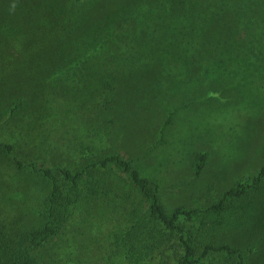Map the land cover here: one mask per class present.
Masks as SVG:
<instances>
[{
  "label": "rangeland",
  "instance_id": "1",
  "mask_svg": "<svg viewBox=\"0 0 264 264\" xmlns=\"http://www.w3.org/2000/svg\"><path fill=\"white\" fill-rule=\"evenodd\" d=\"M22 1L35 10L55 7L71 44L57 36L49 51L34 17L28 53L13 62V70L24 64L31 72L11 93L26 101L25 142L8 135L18 158L75 170L118 155L157 185L167 215L178 208L206 211L264 166V0ZM4 7L0 2L2 14ZM45 77L52 81L44 89L32 81ZM44 90L53 93L50 103ZM90 179L110 196L82 193L56 234L36 247L23 236L45 224L50 183L15 169L0 153V232L14 258L22 252L32 264H174L172 235L140 254L118 245L117 236L130 226L127 214L138 207L147 219L149 210L129 176L109 167L85 182ZM223 205V212L179 225L194 246L230 245L243 252L245 264H264V180ZM209 261L237 260L219 253Z\"/></svg>",
  "mask_w": 264,
  "mask_h": 264
},
{
  "label": "trees",
  "instance_id": "2",
  "mask_svg": "<svg viewBox=\"0 0 264 264\" xmlns=\"http://www.w3.org/2000/svg\"><path fill=\"white\" fill-rule=\"evenodd\" d=\"M0 2L5 6L4 13H0V153L11 160L15 169L19 171L30 170L38 173L50 183L44 211L46 222L42 229L25 234L23 239H27L34 246L39 247L42 241L55 235V226L64 218L68 208L82 199V193H84L85 198L98 197L100 195L109 197L110 190L105 189L102 182L96 179H90L85 182V179L94 171H103L109 167H114L129 176L132 184L139 190L149 205L147 219H140L138 207L127 214L130 226L121 231L116 238L120 247L140 254L143 251L162 246L164 242L170 239L169 236L172 235L176 245L174 264H213L210 261L208 262V258L213 254L219 253L230 257L235 256V260H237L235 264H245L243 252L230 245L196 244L194 246L191 243L189 232L179 225V220H190L194 216L207 212H223L225 210L223 204L226 201L240 199L247 194L248 190L258 187V184L264 180V166L261 167L252 180L240 182L226 191L217 203L210 206L206 211L178 208L171 215H167L158 202L157 185L151 180L142 177L132 162L118 155L104 158L92 165L75 170L64 167H49L37 160L26 161L18 158L15 146L8 135L13 134L21 142H25V133L28 131L24 126V108L22 109V107H25L26 101L23 97L17 99L11 97V93L15 90L18 91L16 88L18 82H24V75L31 74V72L28 71V67L24 64H21V71L13 70L15 68L13 62L25 57L26 53H28L27 50L31 46V22L35 16L40 19L45 29L48 49L52 40L57 36L62 42L68 44H71V38L69 30L63 25L66 20L61 21L55 7L48 8L46 5L40 4L35 10L32 7H28L27 2L23 3L22 0H0ZM53 27H61L64 32H68L53 35L50 31V28L53 29ZM74 58H78L77 55ZM65 60H71V57L66 56ZM47 74H50V72L43 71V76ZM48 78H34L32 81L39 88L43 87L44 89L45 85L52 81L47 80ZM101 85L103 89H107L106 81L101 82ZM109 86L110 83H108V88ZM109 92L112 93L113 89L109 88ZM44 93L47 95V102L50 103L54 100L49 98L53 96L52 92L44 90ZM173 114L174 112H171L168 116L164 123V128L171 123ZM202 161L203 157L196 160L195 175L199 174ZM10 247L11 243L6 239V235L0 232V264H32L28 253L22 254V252H19L17 257L14 258L16 253ZM80 263L86 264L84 261Z\"/></svg>",
  "mask_w": 264,
  "mask_h": 264
},
{
  "label": "clouds",
  "instance_id": "3",
  "mask_svg": "<svg viewBox=\"0 0 264 264\" xmlns=\"http://www.w3.org/2000/svg\"><path fill=\"white\" fill-rule=\"evenodd\" d=\"M13 7H15V6L13 5Z\"/></svg>",
  "mask_w": 264,
  "mask_h": 264
}]
</instances>
